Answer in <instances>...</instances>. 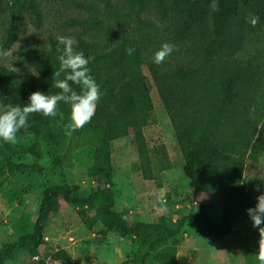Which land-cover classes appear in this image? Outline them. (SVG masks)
<instances>
[{
  "label": "trees",
  "instance_id": "obj_1",
  "mask_svg": "<svg viewBox=\"0 0 264 264\" xmlns=\"http://www.w3.org/2000/svg\"><path fill=\"white\" fill-rule=\"evenodd\" d=\"M142 12L154 16L142 21L144 29L136 37H125L110 46L79 38L74 45L88 59L90 74L100 87L101 97L91 121L76 132L78 142L94 146L91 174L109 183L112 175L111 142L132 134L145 179L149 156L142 121L153 111L151 85L145 67L167 113L184 160L183 173L197 194H217L222 217L212 221L201 206L199 215L187 216L190 225H199L214 238L231 232L232 219L252 223L246 209L256 198L242 185L247 161L264 156V0H128ZM0 49L9 50L17 38L23 12L40 19L35 0H11L5 6ZM249 14L259 18L253 27ZM162 25V26H161ZM163 43L175 50L159 65L154 53ZM59 45L50 40L43 46L19 51L20 64L35 74H20L0 66V104L27 105L32 92L57 94L53 73L59 70ZM135 49L129 55L126 49ZM63 76V74H62ZM77 92L79 87L69 81ZM56 116L32 113L29 126L17 139H30L23 152L36 156L35 143L59 145L70 122V106L60 102ZM8 143L0 140V177L4 170L38 172L37 165L23 163ZM74 209L86 229L99 225L122 238L139 242L144 251L122 264H178L176 248L180 225L132 223L129 211H115L110 188H97L87 197L77 195V187L47 186L41 195L36 221L30 233L3 246L0 264H6L18 251L37 255L45 244V230L62 206ZM57 264H85L73 261L65 251L54 253ZM40 264H43L41 261Z\"/></svg>",
  "mask_w": 264,
  "mask_h": 264
},
{
  "label": "rangeland",
  "instance_id": "obj_2",
  "mask_svg": "<svg viewBox=\"0 0 264 264\" xmlns=\"http://www.w3.org/2000/svg\"><path fill=\"white\" fill-rule=\"evenodd\" d=\"M40 19L23 12L16 40L0 56V66L20 74H35L20 64L19 51L43 46L58 35L71 36L110 46L125 37H136L144 29L142 21L160 25L153 15L132 6L128 0H35ZM11 0H0V39L8 18L5 6ZM162 26V25H161ZM58 42V41H57ZM151 85L153 111L142 121L149 156L145 179L132 134L110 144L112 175L109 183L91 174L94 146L79 142L74 131L59 145L37 142L33 156L23 152L31 148L30 139L8 143L23 163L36 164L38 172L4 170L0 177V252L5 244L30 233L36 221L43 190L51 185L77 187V195L89 196L97 188H110L115 211H129L132 223L180 225L176 260L178 264H258V230L243 218L232 219L231 232L222 238L207 235L199 225H190L185 218L199 215L203 206L208 217L218 223L222 217L221 198L217 194H197L183 173L184 160L177 145L170 119L145 69ZM264 184V156L247 161L242 178L246 192L256 198L255 190ZM264 190V188H262ZM45 244L37 255L18 251L6 264H57L51 257L65 251L76 263L122 264L141 254L142 245L96 225L86 229L76 211L62 206L45 230Z\"/></svg>",
  "mask_w": 264,
  "mask_h": 264
},
{
  "label": "clouds",
  "instance_id": "obj_3",
  "mask_svg": "<svg viewBox=\"0 0 264 264\" xmlns=\"http://www.w3.org/2000/svg\"><path fill=\"white\" fill-rule=\"evenodd\" d=\"M209 7L213 12L219 11L217 0H211ZM246 19L253 27L259 22V18L251 14ZM56 39L58 44L63 47L57 48V52L60 53L57 57L60 67L53 73V86L60 91L52 95L43 94L40 91L32 92L27 105L0 104V140L6 143H15L17 133L29 126L28 117L30 114L41 113L45 117H54L60 102L69 105L71 109L70 122L65 126L68 136L84 127L94 116L101 92L87 67L88 59L85 58L82 51L75 49V38L58 35ZM174 50L175 45L163 43L154 53L153 62L157 65L163 63ZM126 51L131 55L135 49L129 48ZM5 55H8L6 50L0 49V56ZM69 81L77 85L80 91L74 90ZM262 188H264V184L255 187V190L261 194L256 197L255 206L246 209L252 226L258 230L259 234L258 251L255 254L258 264H264V190Z\"/></svg>",
  "mask_w": 264,
  "mask_h": 264
},
{
  "label": "crops",
  "instance_id": "obj_4",
  "mask_svg": "<svg viewBox=\"0 0 264 264\" xmlns=\"http://www.w3.org/2000/svg\"><path fill=\"white\" fill-rule=\"evenodd\" d=\"M131 214V213H130Z\"/></svg>",
  "mask_w": 264,
  "mask_h": 264
}]
</instances>
